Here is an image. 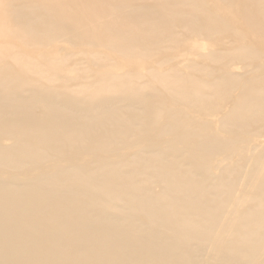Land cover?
Instances as JSON below:
<instances>
[{
    "label": "bare ground",
    "instance_id": "obj_1",
    "mask_svg": "<svg viewBox=\"0 0 264 264\" xmlns=\"http://www.w3.org/2000/svg\"><path fill=\"white\" fill-rule=\"evenodd\" d=\"M91 1L89 8L74 7L75 14L65 8L44 19L35 8L46 10L47 0H0V264H264V147L252 146L250 155L244 147L246 135L264 136V63L236 85L232 74L198 83L180 69L154 68L152 82L142 81L139 71L110 74L80 97L73 95L75 88H53L55 80L76 78L59 75L68 63L30 54L60 40L88 52L112 49L118 60L137 64L141 55H153L157 36L174 51L181 33L185 39L189 32L208 40L226 32L239 37L227 13L239 7L243 23H254L264 13V0ZM181 6L200 10L202 27L191 28ZM163 11L178 14L165 17ZM62 17L70 24L57 22ZM44 23L47 29L36 26ZM159 26L164 28L156 35ZM254 26L264 31V23ZM101 53L91 52V65L106 61ZM244 53L262 61L263 51L249 46L211 54L229 65ZM8 58L19 61V68ZM136 84L143 90L138 96L130 92ZM89 87L80 83L76 89ZM238 88L220 118L221 129L166 107L171 99L205 114L213 108L212 96L228 97ZM162 114L167 119L161 132L177 129L195 147L182 151L150 141L151 148L126 152L139 145L136 136L161 122ZM255 123L259 126L252 130ZM72 149L81 152L68 154ZM101 150L106 156L97 154ZM49 153L53 163L45 166ZM80 154L93 159L81 163ZM184 154L191 155L186 168L177 162ZM235 154L243 163L233 179L213 174L215 159L219 168ZM30 158L37 162L23 167ZM247 201L253 204L241 209Z\"/></svg>",
    "mask_w": 264,
    "mask_h": 264
},
{
    "label": "rangeland",
    "instance_id": "obj_2",
    "mask_svg": "<svg viewBox=\"0 0 264 264\" xmlns=\"http://www.w3.org/2000/svg\"><path fill=\"white\" fill-rule=\"evenodd\" d=\"M215 1V0H213ZM240 3V0H238ZM153 2V0H151ZM48 7L45 8L46 10L40 9V6H37L35 8V15L39 16L41 15L42 18L46 19L51 17L55 12L64 13V9L67 10V13H73L75 14L76 10L74 7L78 8H89L91 7L92 1L91 0H47ZM51 4V5H50ZM64 4H67V6H64ZM82 6V7H81ZM213 7V8H212ZM211 9H214V6H212ZM57 9V10H56ZM191 9V10H190ZM216 9V8H215ZM55 10V11H54ZM84 10V9H83ZM180 11H183L185 13L189 14V25L194 30H197V27H202L203 19L201 18L200 14L201 11H194L192 7H186L181 6L179 9ZM217 10V9H216ZM234 12L227 13L228 20L231 21V24L234 25L237 29L241 31V34L239 37L232 35V33L226 32L223 34H217L215 36V39L208 40L206 39L203 34L198 35L197 33H188L189 37L185 39L184 34L181 33V35H178L176 37V40L181 41V45L178 46L177 51H174L171 49L170 45H167V43L163 42L162 37H158L155 40V43L152 45L153 49V55H141L139 58L136 59V63H131L130 61H126L124 59L118 60L117 57L119 56L115 50L112 49H100L97 48L96 50L93 49L90 52H88V49L81 50L78 46L69 45L65 41H54L51 43L47 48L43 49H35L30 50V54L33 55V58H40V55H47L50 56L52 61H59L63 60L65 63L69 64V68H64L63 70H59V75L62 77H69L75 79L69 80L65 83H63L62 80H55L54 81V89H62L64 87H68V90H72L73 95L82 96L85 94H90L92 91H95L96 87L100 86L99 81H101L103 78L112 75L122 76L124 74H127L129 72H136L139 71L141 74H143L144 78L142 81H146L151 79V71L156 68L161 72H167L172 73L175 71V69L182 70L186 76H195L197 77V82L200 83L202 81H214L217 79H220L222 75L226 74H232L234 75V80L236 84L245 82L248 78H250L252 73L250 74L249 71H251L255 66H257L259 63H264V31L258 30L254 23H264V13L257 15L256 22L254 23H243V21L239 18V7L233 8ZM176 11L170 13L169 11H163L166 16H170L175 18V16L178 14ZM51 15H50V14ZM143 12H140L138 14H142ZM220 13V12H219ZM218 12H215L213 16L222 15ZM48 15V16H47ZM50 15V16H49ZM197 16H200L199 18H196ZM196 19V20H194ZM104 20V19H103ZM96 23V25H101V21ZM64 25H69L70 21L62 17L59 21ZM105 22V21H104ZM232 25V26H233ZM40 29H47L49 27L48 24H39L36 25ZM95 28H98L97 26H94ZM163 26H159L158 30L155 32L157 35L158 33L161 34L163 31ZM179 31V29H178ZM183 32V31H182ZM262 33V34H261ZM226 36V37H223ZM217 39V40H216ZM219 39H224L223 42H219ZM212 43H211V42ZM241 46H249L251 51H259L260 49L263 51V56L261 57L262 61L260 59H254L251 58L247 53H244L238 57H235V59H232L229 65H225V60H215L212 57V54L215 53L217 55H225L227 53L228 49L230 48H238ZM170 47V48H169ZM21 49H24L22 46ZM92 49V48H90ZM139 50V49H137ZM96 51H102L100 55H103L101 60L103 61V57L106 59V61H103L99 63L96 67L94 65H91V60L93 58V54L96 53ZM93 52V54H91ZM34 53V54H33ZM212 53V54H211ZM3 55V52H0V57ZM173 55V56H172ZM85 57V58H84ZM82 60V61H81ZM229 61V60H228ZM19 62V61H18ZM18 62L13 60L12 58H8V63L11 65H14V69L19 68ZM20 63V62H19ZM46 64V66H50V62H43V64ZM107 63V64H106ZM150 63V64H149ZM43 64H40L42 66ZM101 64V65H100ZM159 64V65H158ZM161 64V65H160ZM88 65V66H87ZM180 65V66H179ZM249 65V66H248ZM105 66V67H104ZM196 67L200 66L203 67L202 70H197ZM247 68H246V67ZM107 67V68H106ZM207 68V69H205ZM107 69V70H106ZM74 70V72H70ZM212 70V73H211ZM215 70V71H214ZM87 71V73H86ZM15 73V72H12ZM34 75V74H30ZM35 77V75L33 76ZM201 80V81H200ZM46 81V80H43ZM152 82V80H149ZM200 81V82H199ZM135 83H141V80H134ZM45 84V82H43ZM86 84L90 85L89 88L84 89L85 92H79L76 87L80 84ZM113 81H103V85H112ZM229 86L232 85V80H229ZM66 85V86H65ZM140 84H136L135 88L130 91L133 94H136L137 96L143 92L142 89H140ZM156 88L158 91H162L163 87L155 83ZM102 86V85H101ZM70 88V89H69ZM203 91L208 93L211 92V89L209 86H203ZM230 91V90H229ZM239 88L235 92H230V95L228 97H221L218 95H214L211 97V104L212 109L205 111V114L200 115L198 112L191 108L190 106L187 107L182 103H176L170 99L169 102L166 103V107L172 110L176 111H186L189 112V114L194 117L199 123L201 122H207L210 124L211 128L214 130L221 129V121L220 118L223 117L228 110L230 109L229 106L232 103V98H234V94L236 95L239 92ZM77 93V94H76ZM140 114H143L144 112L139 111ZM161 122H158L156 125H154L151 129L146 130L144 133H142L139 136H136L134 140L139 141V145L126 149V152H129V154H133L137 149H148L151 148L150 141H159V145L161 147H176L178 149H192L191 147H195V145L192 143L191 140L184 141L181 138V135H178V130L175 129L174 131H171L170 133H163L161 132L160 126L162 125V121H166L165 118L167 117L163 114L161 115ZM258 124H253L251 126V129L254 130L258 128ZM259 134H248L246 135V142L244 143V147L246 149L245 155H250V152L248 150L251 149L252 146L258 147L259 150H261L264 147V136ZM12 141L5 142L6 144H11ZM107 148H110V146H107ZM107 151V149H104ZM80 150L72 149L68 151V154H76ZM81 152V151H80ZM100 156H106L101 151H98L97 153ZM50 155L47 159H45L44 165H49L50 163ZM187 154L181 155L177 162L182 165L184 168L187 167V159H190ZM115 158V157H111ZM93 159V155L88 154H80L78 161L81 163L90 161ZM217 159H222V156H219ZM116 161H119L118 158H115ZM219 161V160H217ZM215 159V162L212 163V172L214 175H219L221 172L224 173V175L229 178L233 179L237 171H239L240 165L243 163V159L239 156V154H235L234 157L230 160H224L222 164H219V168H215L214 164L217 162ZM37 162V159L30 158V160L25 159L24 160V166L30 165L31 163ZM65 164V163H63ZM227 165H230L233 170L232 172H225V167ZM20 168L13 169L14 172L19 173ZM153 187L158 191L160 189V186L155 183L153 184ZM240 195V194H239ZM253 204L251 201H247L241 206V209L246 208L247 206Z\"/></svg>",
    "mask_w": 264,
    "mask_h": 264
}]
</instances>
